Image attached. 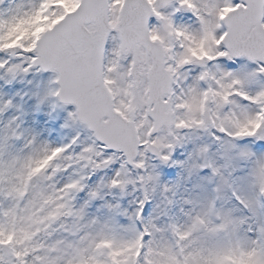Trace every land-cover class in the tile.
I'll return each mask as SVG.
<instances>
[{"label":"snow or ice","instance_id":"snow-or-ice-1","mask_svg":"<svg viewBox=\"0 0 264 264\" xmlns=\"http://www.w3.org/2000/svg\"><path fill=\"white\" fill-rule=\"evenodd\" d=\"M0 264H264V0H0Z\"/></svg>","mask_w":264,"mask_h":264}]
</instances>
